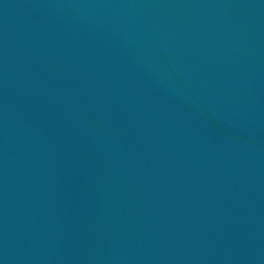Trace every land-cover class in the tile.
I'll return each mask as SVG.
<instances>
[{
  "label": "water",
  "instance_id": "1",
  "mask_svg": "<svg viewBox=\"0 0 264 264\" xmlns=\"http://www.w3.org/2000/svg\"><path fill=\"white\" fill-rule=\"evenodd\" d=\"M0 264H264V0H0Z\"/></svg>",
  "mask_w": 264,
  "mask_h": 264
}]
</instances>
